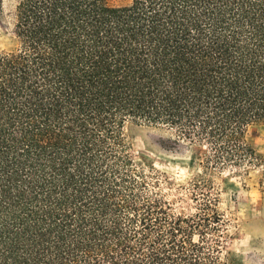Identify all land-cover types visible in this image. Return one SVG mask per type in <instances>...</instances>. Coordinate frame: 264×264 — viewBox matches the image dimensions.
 I'll return each mask as SVG.
<instances>
[{"label":"trees","instance_id":"trees-1","mask_svg":"<svg viewBox=\"0 0 264 264\" xmlns=\"http://www.w3.org/2000/svg\"><path fill=\"white\" fill-rule=\"evenodd\" d=\"M14 19L0 264H235L204 239L222 227L211 205L174 216L145 192L125 129L172 130L215 169L261 165L264 0H17Z\"/></svg>","mask_w":264,"mask_h":264},{"label":"rangeland","instance_id":"rangeland-1","mask_svg":"<svg viewBox=\"0 0 264 264\" xmlns=\"http://www.w3.org/2000/svg\"><path fill=\"white\" fill-rule=\"evenodd\" d=\"M130 1L109 3L119 6ZM16 3L3 0L0 50L17 48ZM125 136L129 153L146 171L147 194L166 203L165 208L174 216L203 215V205L208 203L222 227L218 236L208 232L204 239L220 246L235 264H264V162L248 169H215L206 163L209 150L205 146L176 144L174 131L167 128L129 124ZM247 140L264 158V124L252 126ZM193 239L197 242L198 234Z\"/></svg>","mask_w":264,"mask_h":264}]
</instances>
